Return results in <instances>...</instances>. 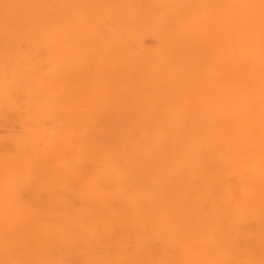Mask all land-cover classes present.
Returning <instances> with one entry per match:
<instances>
[{
    "label": "bare ground",
    "instance_id": "1",
    "mask_svg": "<svg viewBox=\"0 0 264 264\" xmlns=\"http://www.w3.org/2000/svg\"><path fill=\"white\" fill-rule=\"evenodd\" d=\"M9 111L0 264H264V0H0Z\"/></svg>",
    "mask_w": 264,
    "mask_h": 264
},
{
    "label": "rangeland",
    "instance_id": "2",
    "mask_svg": "<svg viewBox=\"0 0 264 264\" xmlns=\"http://www.w3.org/2000/svg\"><path fill=\"white\" fill-rule=\"evenodd\" d=\"M144 39V45L146 46V47H148V48H156V46L159 44V42H158V39L157 38H154V36H145V38H143ZM19 46H20V51L22 52V54H23V52H24V58H30V56H28V55H31V57H33L35 54H33L34 52L31 50V52H29L28 53V51H30V47H28L25 43L24 44H22L21 43V45L19 44ZM19 46H18V49H19ZM27 46V47H26ZM27 49V52H26V49ZM136 48V47H135ZM23 50V51H22ZM25 50V51H24ZM20 51H19V53H20ZM44 49L41 51L42 52V54L40 55V54H38L39 56H42L43 54H44ZM27 54H26V53ZM46 52V51H45ZM22 54H19L20 56L22 55ZM33 54V55H32ZM25 55H27L26 57H25ZM45 55L47 56V52L45 53ZM45 55H44V59H42V58H40L39 56V59L43 62L42 63V66H44L43 64H46L47 62H44V60L46 59L45 58ZM43 57V56H42ZM45 61H47V60H45ZM45 66H47V64L45 65ZM44 66V67H45ZM44 67H43V69H44ZM47 68V67H46ZM102 89V88H101ZM105 89V88H104ZM12 113H15V112H13V111H9V114H8V112H7V116H9V115H11L10 117H11V120H10V117H8L7 118V116H4V114H6V113H4V112H2V113H0V139H1V141L3 142L2 144H4L5 143V145H3L4 147L6 146H8L7 148L5 147V149L6 150H8V151H10L11 150V144L10 143H12V139L15 137V136H17V138L20 136V135H22V134H26V132L28 131L27 130V128L25 127V126H27V125H25L26 123H24V122H22L21 123V118L22 117H20L19 115H15V114H12ZM4 116V117H3ZM14 117V118H13ZM18 117V118H17ZM56 118V117H55ZM50 118L49 117V119L48 118H43L42 119V121H43V123H42V125H41V123H40V125L42 126L41 128H40V126L38 125V127H36V128H39L40 130L42 129V130H44V132H45V134L44 133H42V135L44 134V136L46 135L47 136V139H48V137H49V139L48 140H53V142H54V139H56V138H58L59 137V143H60V141H61V143H60V145L62 144V141L64 142V140L65 141H67L68 140V143H69V141L72 139V137H73V130H70V124L67 126V124H68V122H67V120H66V122H67V124H66V122L65 121H63V120H65V118H63V119H61L60 120V117H59V119L58 118ZM4 119H6L5 121H4ZM9 119V120H8ZM48 119V120H47ZM53 119V120H52ZM19 120V121H18ZM23 121V120H22ZM24 123V124H23ZM34 127V125H33V127L32 128H35ZM25 128H26V130H25ZM40 130H39V132H40ZM41 130V131H42ZM26 131V132H25ZM69 136H70V138H69ZM13 137V138H12ZM11 138V142L9 141V139ZM16 138V137H15ZM14 138V139H15ZM51 138H53V139H51ZM64 139V140H63ZM5 140H7L8 142L6 143V141ZM55 142H57L56 140H55ZM66 143V142H65ZM24 188V187H23ZM26 188V187H25ZM23 189V192H26V189ZM253 222V221H252ZM251 222V223H252ZM250 223V224H251ZM253 223H255V222H253ZM253 223H252V225H253ZM256 224V223H255ZM253 225V227H252V225H251V227H249V230H250V233H251V231L252 232H254L253 231V229L254 230H258V229H256L254 226H256V225ZM251 228V229H250ZM255 231V232H256ZM252 234V233H251ZM253 235V234H252Z\"/></svg>",
    "mask_w": 264,
    "mask_h": 264
}]
</instances>
